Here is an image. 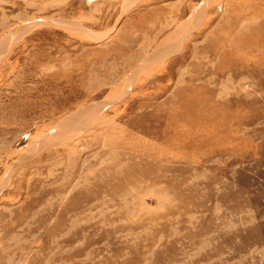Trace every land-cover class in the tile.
Returning <instances> with one entry per match:
<instances>
[{
    "label": "rangeland",
    "instance_id": "1",
    "mask_svg": "<svg viewBox=\"0 0 264 264\" xmlns=\"http://www.w3.org/2000/svg\"><path fill=\"white\" fill-rule=\"evenodd\" d=\"M0 264H264V0H0Z\"/></svg>",
    "mask_w": 264,
    "mask_h": 264
},
{
    "label": "bare ground",
    "instance_id": "2",
    "mask_svg": "<svg viewBox=\"0 0 264 264\" xmlns=\"http://www.w3.org/2000/svg\"><path fill=\"white\" fill-rule=\"evenodd\" d=\"M257 14H259L258 13V11H257ZM260 16V15H259ZM256 17V13H255V11L254 12H250V13H247V11H245V12H243V13H240V12H237V13H235V19L236 20H240V19H244V21H248L249 19H254ZM248 23H249V21H248ZM221 35V34H220ZM252 38V36H250L249 34H243V36H242V38L244 39V40H247L248 38ZM219 40H222L221 38H219ZM208 50H210L211 49V47H208L207 48ZM229 51H231V49H229ZM235 52H236V54H239L240 52H239V50L236 48L235 49ZM224 91H226V88L225 89H222V92H224ZM186 94H188L187 95V97L188 98H190L192 101H193V103H189V102H186L184 105H183V109L182 110H187V109H191V108H196V106L198 105V104H202V105H204V108L207 110V113H206V120H207V122L211 125V127L214 129V127H215V123L213 122V115H215L216 113H219L220 112V108H222V107H230V106H232L233 104H235V103H231L230 104V106H224V105H218V103L216 102V104H208V102L207 101H209L210 100V95L209 94H206L203 98H198L197 96H196V94H195V92H194V90H191V89H187L186 90ZM233 98H236V96H234ZM241 100H243V98L241 99ZM245 101V99L243 100V102ZM241 102V101H240ZM239 103V102H238ZM237 104V103H236ZM220 107V108H219ZM80 115V114H79ZM75 117V116H74ZM78 117V116H77ZM77 117L76 118H71L72 119V121L70 122H68L69 123V125H64V130L66 129V128H71L70 126H73V125H75V124H78V125H80V124H86L87 125V123H86V121L84 120V121H82L81 120V118H78L77 119ZM80 117V116H79ZM225 117V116H224ZM89 122V121H88ZM225 122V121H224ZM66 123V122H65ZM143 123V122H142ZM73 124V125H72ZM89 124V123H88ZM91 124V123H90ZM225 124V123H224ZM83 126V125H82ZM83 129V128H82ZM84 130V129H83ZM82 180V179H81ZM92 187V186H91ZM9 210V209H8ZM39 211V210H38ZM14 234V233H13ZM14 238V237H13ZM10 246V245H9ZM4 250V249H3ZM11 250H13V249H11Z\"/></svg>",
    "mask_w": 264,
    "mask_h": 264
}]
</instances>
